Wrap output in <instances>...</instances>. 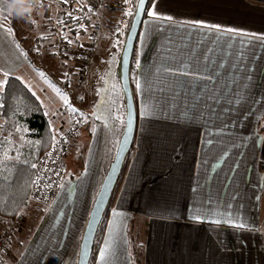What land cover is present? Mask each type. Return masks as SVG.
I'll return each mask as SVG.
<instances>
[{"label":"crops","instance_id":"0c3cea01","mask_svg":"<svg viewBox=\"0 0 264 264\" xmlns=\"http://www.w3.org/2000/svg\"><path fill=\"white\" fill-rule=\"evenodd\" d=\"M26 1L4 0V26L19 28ZM111 1L100 12L99 66L84 98L71 81L68 88L69 74L75 75L70 66L44 65L59 81L45 84L11 41L16 63L8 73L18 77L30 67L19 79L35 93L51 129L60 127L63 106L80 108L85 124L51 204L29 198L14 221L0 217V232L15 227L0 264H77L126 124L120 56L107 19L116 5ZM153 5L161 18H143L130 73L138 112L134 144L95 264H133L134 242L142 244L143 264H264V4L154 0L148 10ZM41 24L22 27L41 31L42 43L48 30Z\"/></svg>","mask_w":264,"mask_h":264},{"label":"trees","instance_id":"16d2710c","mask_svg":"<svg viewBox=\"0 0 264 264\" xmlns=\"http://www.w3.org/2000/svg\"><path fill=\"white\" fill-rule=\"evenodd\" d=\"M249 1L257 4H264L255 0ZM137 2L138 0L130 1L128 11H131L133 15H124L120 25L118 26V32L113 37L112 49L118 52L120 59ZM153 2L154 0L148 1L144 17L147 15V11ZM81 3H83V0H81ZM71 35L72 40L75 42L77 40L76 30H72ZM14 39L25 58L29 60V56L26 54V51L23 47H21V41L18 38ZM44 39L48 40L49 37H44ZM134 52L131 61L130 73L134 66ZM5 81L6 83L3 84V90H0V104L4 105V107L0 108V116L2 119L0 124V142L4 141L5 137H8V139L12 141H14V138L16 137L20 140V144L14 142L13 150L8 152V156L13 157V159L7 161L6 164L0 163V217L6 221L12 222L17 218L20 211L28 201L29 190L32 182L31 164L35 163L38 158L50 148L53 142L51 140L53 132L50 123L44 114V109L37 97L33 95V92L15 76H5L3 82ZM67 84L69 87L70 79L67 80ZM131 87L135 99L136 117L138 119L137 102L132 81ZM21 127L24 131H16V128ZM9 133H12V135L9 136ZM22 143L24 145L23 147H21ZM17 149L19 150L20 155L18 158H15L17 157ZM3 151L4 148L0 147V159H2ZM129 154L130 152L125 158L122 171L114 187L110 202L108 203L102 220L98 226L91 250L89 264H95L97 261L109 216V207L116 197L121 185L123 175L128 165ZM132 262L133 264H143V251L142 244L140 242H134L133 244Z\"/></svg>","mask_w":264,"mask_h":264},{"label":"built area","instance_id":"2783aa9c","mask_svg":"<svg viewBox=\"0 0 264 264\" xmlns=\"http://www.w3.org/2000/svg\"><path fill=\"white\" fill-rule=\"evenodd\" d=\"M40 3L43 7L38 6ZM81 4L92 6L91 10L84 7L82 11H78L76 0H70L68 4L63 3V0H31L24 13L28 22L42 23L47 26L54 57L62 63L72 62L74 52V47L69 45L63 37L72 39L71 31L76 30L78 25L84 26L79 30V35L84 38V46L80 58L76 61L77 67L74 75V90L82 98L89 84L90 73L94 68L100 42L102 32L100 12L106 5H109V0H85ZM68 11L81 19L73 21L66 15ZM57 19L65 21L68 27L57 24ZM59 113L61 124L53 133L56 135V142H52L50 148L35 162L37 168H32L29 197L46 206L51 204L57 194L66 174L67 157L71 144L85 124L84 115H81L83 112L80 110L73 113L71 108L63 106ZM261 168L264 169V164H261ZM14 232V226H9L0 232V259L6 253L9 242L14 238Z\"/></svg>","mask_w":264,"mask_h":264},{"label":"water","instance_id":"95a60500","mask_svg":"<svg viewBox=\"0 0 264 264\" xmlns=\"http://www.w3.org/2000/svg\"><path fill=\"white\" fill-rule=\"evenodd\" d=\"M148 1L149 0H144L143 4H141L140 0H138L121 53L120 82L126 103L125 130L120 140L115 157L106 172L98 195L94 201L89 219L82 236L77 264H89L91 250L93 247L96 232L98 230V226L102 220L108 203L110 202L114 187L122 171V166L124 164L125 158L130 152L133 145L137 125V117L135 99L131 87L130 70L135 43L137 41V36L144 18ZM255 1L264 3V0Z\"/></svg>","mask_w":264,"mask_h":264},{"label":"rangeland","instance_id":"374dc122","mask_svg":"<svg viewBox=\"0 0 264 264\" xmlns=\"http://www.w3.org/2000/svg\"><path fill=\"white\" fill-rule=\"evenodd\" d=\"M28 1H31V0H27L26 1L27 4H28ZM84 1L85 0H83V2ZM129 1H131V0H116V1L114 0V1H111L112 4H116V5L112 6V4H111V6L114 8V12H113V14L111 12H109V14H108L109 18H107V19L110 22L109 29H110V33L113 37L118 32V26L120 25L122 18L125 15L124 13L128 12V9H129L128 4H130ZM26 7H27V5L24 6L25 10H26ZM23 15L24 16L21 15V16H19V18H17V21L20 23V25L18 26L19 28H16V30L12 29L13 26L10 24V22H6L8 26L5 25L4 28L12 30L11 33H9L8 31H4V33L5 32L7 33V34L5 33L7 37L4 34H2L0 31V66L7 73L11 71L13 65L16 63L15 62L16 57L14 56V54H12V52H13L12 44L14 43L17 46L14 38H18L21 41V47H23V49L26 51V54L29 56V60L27 63H30V65L33 66L34 68L35 67L38 68V70L36 72V71H31L30 67H26L25 70L17 73L18 77L19 76H21V77L26 76L25 75L26 72L31 71L35 75L37 74L36 76L42 77L41 79H42L43 83L48 84L51 80L53 83L56 82L55 83V85H56L57 83H59V81L56 78L57 76L55 74H53V75L50 74L49 71L43 70L44 65H46V66L51 65L54 68L56 66H68V67L70 66L69 69H70V73L72 74L73 70H75L77 67L76 61L80 58V56L82 54V50H83L82 47L84 46V44L82 42H80L79 39H77V40L75 39L76 40L75 42H78L79 45L78 46L75 45L74 41L71 44L74 47V52L72 55V62H70V63L59 62L58 60H55V58L53 57L54 54H53L52 49L50 47V40L48 39L42 43L38 41V39H40V37L42 38V34L40 33L41 31H39V33L38 32L33 33V31H29V33H26V31L24 30L23 27L29 26V25H31V23L26 20L25 13ZM111 15H114V16L110 17ZM5 17H6V15L4 13V10L3 9L0 10V22H2ZM13 20H14V18H13ZM18 22H17V24H18ZM43 26L47 29V26L45 24H41V28ZM20 28L23 31H20L21 30ZM17 30H18V32L16 33ZM14 33H16V34H14ZM47 36L48 35H46V38H47ZM76 36H77V34H76ZM36 37H37V41H35ZM8 39H9L10 43H9ZM11 41H13V43H11ZM80 45H82V47ZM18 48L20 50V47H18ZM20 52H21V50H20ZM113 53H118V52L116 50H114ZM22 56H24L23 53H22ZM96 64L99 66V46H98V51H97V56L95 59L94 67ZM41 72L44 73V76L40 75ZM91 73H92V71H91ZM91 73H90V75H91ZM11 74L12 73H8V75H1V73H0V82L4 81L5 76H10ZM74 77L72 80V77H70V74H69V79H70L72 85H74V81H75ZM91 79H92V77H91ZM91 79L89 77V82ZM95 79H96L95 80L96 84H99V71L96 74ZM68 88H71V85ZM64 89H66V88H64ZM66 92H67V95H69L70 89H67ZM63 94H64V92H63ZM82 98H84V95ZM78 110H80L82 112V110L80 108H78ZM14 142H17L18 144H20V140H18V137L14 138ZM29 198L30 197L28 195V199Z\"/></svg>","mask_w":264,"mask_h":264},{"label":"snow or ice","instance_id":"6c2138e0","mask_svg":"<svg viewBox=\"0 0 264 264\" xmlns=\"http://www.w3.org/2000/svg\"><path fill=\"white\" fill-rule=\"evenodd\" d=\"M69 2H70V0H63V3H65V4H68ZM143 2H144V0H140V3H141V4H143ZM76 4H77V10H78V11H82L84 7H88V9L91 10V7H92V6H90V5H84V4H81V0H76ZM38 6H39V7H43V4L40 3ZM138 7H139V5H138ZM4 8H8V4L4 3V0H0V10H2V9H4ZM124 14H125V15H129V16L133 15V13H132L131 11L125 12ZM66 15H67L70 19H72L73 21H79V20L81 19L79 16L74 15L73 12H71V11H68V12L66 13ZM147 15L150 16V17H153V18H157V19L161 18V17H159V15L154 11V5L152 6V10H148V11H147ZM163 19L168 20V21H171V20H172V17H163ZM57 24L61 25L62 27H68L67 24H66V22L63 21V20H61V19H57ZM83 27H84L83 25H78V27H77V29H76L77 38H78V35H79V30H80V28H83ZM207 27H210V28H213V29H216V30H220V26H219V25H208ZM69 30L71 31V29H69ZM84 30L86 31L87 29L85 28ZM0 31H8L9 33L12 32L11 29H5V28H4V24H3L2 22H0ZM226 31L229 32V33H237V30H236V29H231V28L226 29ZM238 34L244 35V33H238ZM63 38L67 40V43H68L69 45H71V44L73 43V40H72V39L67 38V37H63ZM17 47H18V46H17ZM81 47H82V45H81ZM65 55H66V54H65ZM4 74H5V75H8L7 72H5ZM40 75H41V76H44V73L41 72ZM65 75H67V73H65ZM110 75H111V73H109V76H110ZM17 79H19V77H17ZM106 82H107V81H106ZM4 83H6V81H5V82H0V90H3V84H4ZM137 87H139V85H137ZM56 91H57V93H59V89H56ZM33 95H35V93H33ZM61 99L64 100V102H65L66 104L68 103V97H67L66 95L61 94ZM2 107H4V105H3V104H0V108H2ZM78 111H79L78 109H76V108H72V112H73V113H76V112H78ZM97 111L99 112V107L97 108ZM81 115L83 116L82 113H81ZM97 118L99 119V118H101V117H100V116H97ZM117 118L119 119V117H117ZM16 131H24V130H23V128L21 127V128H16ZM52 132L55 133V129H53ZM8 135L11 136L12 133H9ZM51 140H52L53 142H56V135H55V134L51 135ZM13 144H14V141L8 139V137H5V140L2 141V142H0V147H3V148H4V151H3V153H2V159H0V163H4V164H6L7 161L13 159V157L8 156V152H10V151L13 150ZM23 146H24V145H23V143H22V144H21V147H23ZM16 151H17V157H15V158H18L19 155H20V153H19V150H18V149H17ZM53 151H55V148H53ZM48 155H50V154H48ZM31 167H32L33 169H36V168H37V164H36V163H32V164H31ZM38 179H39V178H38ZM36 182H38V181H36ZM36 182H34V183H36ZM61 187H63V185H61ZM113 211H114V215H117V216L119 215L118 212H116L115 210H113ZM194 212L197 213L196 218L199 219V209L194 210ZM217 222H219V221H217ZM236 226H237V227H241V228H242V227H245V225H243V224H239V225H236ZM104 255H105V253H104V252H101V258H102V259H103Z\"/></svg>","mask_w":264,"mask_h":264}]
</instances>
